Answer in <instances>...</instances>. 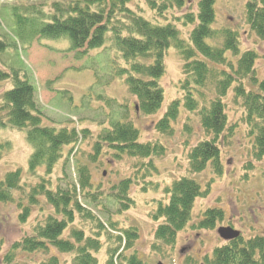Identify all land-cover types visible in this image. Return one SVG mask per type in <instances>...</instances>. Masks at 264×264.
Here are the masks:
<instances>
[{"label": "rangeland", "instance_id": "obj_1", "mask_svg": "<svg viewBox=\"0 0 264 264\" xmlns=\"http://www.w3.org/2000/svg\"><path fill=\"white\" fill-rule=\"evenodd\" d=\"M78 1L85 3V0ZM87 1L91 2L93 10L105 16L108 31L104 44L94 49L84 47L69 51L65 36L33 37L30 44L22 42L18 35H30L38 26L35 22H17L12 5L28 14L33 11L32 7L55 14L54 3L61 4L65 10L75 6L76 0H0V39L8 44L0 52V68L20 70V77L33 85L43 125L56 129L75 128L80 139L71 147L73 153L64 149L51 173L46 174L43 167L29 172L27 160L31 149L23 133L8 125L0 129V182L8 172H20L19 186L11 190L13 201H0V264H44L51 256L57 257L59 264L72 261L73 253L61 252L50 244L46 249L31 252L13 248V244L32 236L36 226L44 224L47 217L53 215L52 206L37 193L38 185L55 189L70 180L76 182L79 165L87 167L90 192L96 194L98 200L87 203L79 197L81 206L93 217H81L76 213L74 223L67 226L62 238L74 242L70 238L71 228L83 229L85 236L98 237L101 244L96 252L99 264L106 263L108 250L117 244L123 256L135 254L149 264H211L213 249L225 243L216 232L219 226L240 231L244 239L264 237V155H256V131L246 121L242 97L235 92L238 86L245 92H257L258 82L264 77V38L256 36L246 22L245 3L248 0H216L214 4L213 28L218 37L211 39V43L221 46L223 40L219 33L230 29L238 35L240 52L237 56L226 52L224 64L208 61L209 73L203 87L192 90L195 109L190 111L183 105L184 61L170 47L164 56V75L158 79L163 100L159 109L150 115L134 107L136 98L128 92L125 84L130 63L123 60L114 48L113 30L129 35L127 26L131 18L140 15L155 24L172 23L180 38L190 44L189 34L194 23H187L184 16L197 13L199 0H180V5L177 0ZM68 4L71 6L66 7ZM164 4L165 9L161 10ZM245 50H253L256 60L253 72L241 78L234 71ZM138 60L148 64L152 59L140 57ZM222 71L229 73L234 81L221 98L227 122L217 141L221 172L217 173L213 164L208 163L201 172L191 173L187 160L190 149L211 137L201 126L200 113L219 97L218 81L222 78ZM11 84L10 81L0 82V103L3 92ZM176 99L181 100L178 115L170 123L171 128L161 132L156 124ZM0 119L6 122L4 110H0ZM115 121L130 122L137 128L141 142L159 143L163 148L161 153L151 158L123 156L115 159L101 147L100 154L97 157L95 154L94 159V144L103 130ZM182 176L195 179L207 194L195 200L190 220L177 233L175 243L165 245L154 237V231L163 219L153 220L152 215L159 203L168 201L165 189ZM126 178L130 179L126 192L128 200L124 202L127 207L119 211L110 194L116 192L113 188ZM24 208L29 209V214L21 222L19 215ZM207 208L222 210L223 219L212 229L198 228ZM99 224L104 229H99ZM128 228L134 230L136 238L126 249L114 233Z\"/></svg>", "mask_w": 264, "mask_h": 264}, {"label": "trees", "instance_id": "obj_2", "mask_svg": "<svg viewBox=\"0 0 264 264\" xmlns=\"http://www.w3.org/2000/svg\"><path fill=\"white\" fill-rule=\"evenodd\" d=\"M215 2L216 0H199L197 13L184 16L187 23H194L189 34L190 44H186L185 40L180 38L178 29L172 23L155 24L140 15L131 18L127 26L129 35L124 36L121 32L113 30L114 48L121 54L123 60L130 63L129 73L125 78L127 90L134 95L137 108L143 114H153L161 105L163 90L158 79L164 75V56L170 47H173L184 61L182 69L186 79L181 89L185 93L183 105L190 111L195 109L192 90L203 87L209 73L208 61L224 64L226 52H231L234 56L239 54L238 35L230 29H224L219 33L223 40L221 46L211 43V39L218 37V32L213 28ZM177 3L180 5V0H177ZM90 4L91 2L87 0L84 4L76 0L73 4L75 6L64 10L61 4L54 3L55 14H47L35 7H32L33 11L28 14L20 12L17 5H12L17 22L21 24L35 22L38 26L30 35L20 34L18 38L25 44H30L33 37L65 36L69 41V51H77L84 47L88 49L101 47L108 31L105 16L102 12L93 10ZM69 6L71 4L66 7ZM163 9L165 4L161 7V10ZM245 14L250 30L256 36L264 38V0H248L245 3ZM6 46L8 44H5V40L0 39V52ZM197 55L202 58H198ZM140 57L152 59L151 63H141L138 60ZM255 60L256 53L253 50L243 51L237 60L234 73L241 78L250 75ZM123 72L127 74V71L123 70ZM19 73L18 69L0 68V82L12 83L1 97L0 110L5 111L6 122L0 119V129H5L8 125L20 130L31 149L27 160L28 171L34 172L43 167L44 172L49 174L61 159L65 148L68 149L69 154L73 153L71 147L80 142L79 132L75 128L56 129L43 125L42 116L36 105L35 89L26 79L21 78ZM233 81L229 73L222 71V78L218 81L219 97L212 100L208 108L201 110V126L211 137L200 141L190 149L187 160L191 173L201 172L208 163L213 164L217 173L221 172L220 149L217 141L227 123L221 98ZM257 88V92L251 90L245 92L241 86H238L235 92L242 97L246 121L256 131V155L261 157L264 155V77L258 82ZM180 104L181 100L176 99L168 105L163 117L156 124L159 131L166 132L171 128L170 123L177 117ZM82 132L84 133L85 130ZM101 147L115 159L123 156L151 158L161 153L163 149L159 143L141 142L137 128L128 121H115L109 128L103 130L93 147L94 159L100 154ZM76 170L78 172L76 182L70 180L65 186L58 185L55 189L43 184L38 185L37 193L42 194L46 202L52 206L53 215L48 216L44 224L37 225L32 236L23 237L15 242L13 248L31 252L46 249L47 244H50L61 252L74 254L69 264H99L96 257V252L101 246L98 237L85 236L83 229L71 228L70 238L74 242L62 238L67 226L74 223L76 213L81 217H93L89 210L81 206L79 197L87 203L98 200L96 194L90 192V173L87 167L79 165ZM19 179V170L10 171L5 175L0 182V201H13L11 192L18 188ZM129 184V178L123 179L113 188L116 192L111 191L110 196L113 197L119 211L127 207L124 202L128 200L126 192ZM165 193L168 194V201L159 203L152 215L153 220L163 219L156 227L154 237L165 245H173L177 233L183 230L190 220L195 200L203 197L207 191H202L195 179L182 176L174 180L165 189ZM28 214L29 209L24 208L19 220L24 222ZM56 215L61 217H55ZM222 219V210L207 208L197 227L212 229ZM98 228L104 229L101 224ZM114 234L118 235L117 241L124 243L126 249L131 247L132 241L136 238L132 228L115 231ZM118 247L117 244L116 247L108 250L105 264H116L118 260L120 264H149L135 254L123 256ZM44 264H59V260L51 256ZM211 264H264V237L254 236L244 239L239 234L235 239L213 249Z\"/></svg>", "mask_w": 264, "mask_h": 264}, {"label": "water", "instance_id": "obj_3", "mask_svg": "<svg viewBox=\"0 0 264 264\" xmlns=\"http://www.w3.org/2000/svg\"><path fill=\"white\" fill-rule=\"evenodd\" d=\"M217 234L223 239V240H232L235 239L239 235V231L235 230L229 226H220L217 228ZM157 264H161L158 262Z\"/></svg>", "mask_w": 264, "mask_h": 264}]
</instances>
